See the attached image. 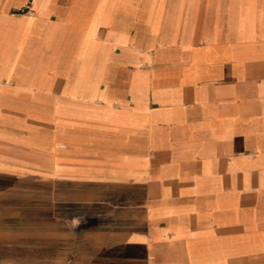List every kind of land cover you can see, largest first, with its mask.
<instances>
[{"label": "crops", "instance_id": "obj_1", "mask_svg": "<svg viewBox=\"0 0 264 264\" xmlns=\"http://www.w3.org/2000/svg\"><path fill=\"white\" fill-rule=\"evenodd\" d=\"M22 183L75 254L0 264H264V0H0Z\"/></svg>", "mask_w": 264, "mask_h": 264}, {"label": "rangeland", "instance_id": "obj_2", "mask_svg": "<svg viewBox=\"0 0 264 264\" xmlns=\"http://www.w3.org/2000/svg\"><path fill=\"white\" fill-rule=\"evenodd\" d=\"M57 236L41 231L39 183L18 184L0 194V256L40 255L42 240L48 242L49 256H73V248L65 247L68 242Z\"/></svg>", "mask_w": 264, "mask_h": 264}, {"label": "built area", "instance_id": "obj_3", "mask_svg": "<svg viewBox=\"0 0 264 264\" xmlns=\"http://www.w3.org/2000/svg\"><path fill=\"white\" fill-rule=\"evenodd\" d=\"M31 11L30 3H26L22 6H20L18 9H16L17 13H29Z\"/></svg>", "mask_w": 264, "mask_h": 264}]
</instances>
